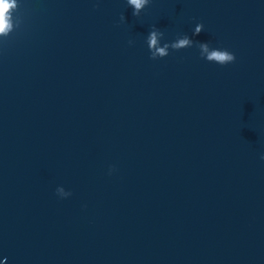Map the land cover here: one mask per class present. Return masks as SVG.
Here are the masks:
<instances>
[{
  "label": "water",
  "instance_id": "obj_1",
  "mask_svg": "<svg viewBox=\"0 0 264 264\" xmlns=\"http://www.w3.org/2000/svg\"><path fill=\"white\" fill-rule=\"evenodd\" d=\"M17 16L0 40L5 264H264V0H152L140 17L19 0ZM196 22L233 63L148 58L151 25L172 39Z\"/></svg>",
  "mask_w": 264,
  "mask_h": 264
},
{
  "label": "clouds",
  "instance_id": "obj_2",
  "mask_svg": "<svg viewBox=\"0 0 264 264\" xmlns=\"http://www.w3.org/2000/svg\"><path fill=\"white\" fill-rule=\"evenodd\" d=\"M19 0H0V40L7 37L14 27L20 23L19 16L14 17L13 12L18 8ZM152 3V0H126L127 6L131 9V14L134 17H140L146 7ZM95 6V5H94ZM125 16L123 13L119 16V22L123 23ZM205 26L202 22H196L191 29V35L188 33H177L174 38L168 39L165 32L155 24L151 25L144 36V45L146 46L148 58L150 60H162L169 56L172 52H178L183 49H196L198 56L209 62L219 66L231 64L236 60V55L233 51L225 47L213 46L208 40L201 41L194 39L198 36ZM131 46L134 43L133 39L127 41ZM260 159L264 160V153L260 154ZM114 166H108V174L111 175L114 171ZM55 194L60 199H65L71 196V192L66 190L64 186L57 185ZM7 257L0 258V264H5Z\"/></svg>",
  "mask_w": 264,
  "mask_h": 264
}]
</instances>
